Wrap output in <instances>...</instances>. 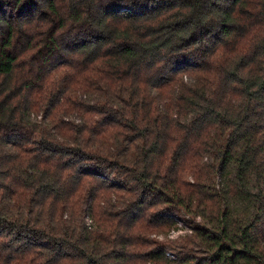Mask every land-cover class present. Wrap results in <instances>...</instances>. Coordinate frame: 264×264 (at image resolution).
<instances>
[{
    "label": "trees",
    "instance_id": "16d2710c",
    "mask_svg": "<svg viewBox=\"0 0 264 264\" xmlns=\"http://www.w3.org/2000/svg\"><path fill=\"white\" fill-rule=\"evenodd\" d=\"M0 264H264V0H0Z\"/></svg>",
    "mask_w": 264,
    "mask_h": 264
},
{
    "label": "rangeland",
    "instance_id": "374dc122",
    "mask_svg": "<svg viewBox=\"0 0 264 264\" xmlns=\"http://www.w3.org/2000/svg\"><path fill=\"white\" fill-rule=\"evenodd\" d=\"M253 191L255 190V188H253L252 189ZM241 205H242V202L239 200V201H237V208H241ZM180 223H178V224H176V226L178 225V227H181L182 226V222L181 221H179ZM184 224V223H183ZM184 226V225H183ZM174 228H175V226H173V228L172 229H170V234L169 235H171L172 236V234H173V236H174V238H176L178 235H180V234H184L185 232L184 231H180V232H178V234H176V232L174 231ZM158 237L160 238V239H163L164 238V236L163 235H158Z\"/></svg>",
    "mask_w": 264,
    "mask_h": 264
}]
</instances>
